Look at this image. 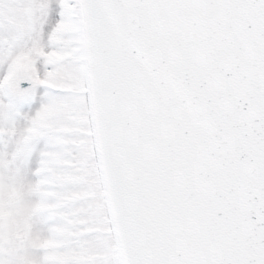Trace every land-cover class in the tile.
Returning <instances> with one entry per match:
<instances>
[{
    "label": "snow or ice",
    "instance_id": "6c2138e0",
    "mask_svg": "<svg viewBox=\"0 0 264 264\" xmlns=\"http://www.w3.org/2000/svg\"><path fill=\"white\" fill-rule=\"evenodd\" d=\"M0 264H264V0H0Z\"/></svg>",
    "mask_w": 264,
    "mask_h": 264
}]
</instances>
